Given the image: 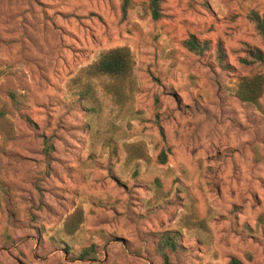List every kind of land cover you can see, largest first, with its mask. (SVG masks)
<instances>
[{
    "label": "rangeland",
    "instance_id": "1",
    "mask_svg": "<svg viewBox=\"0 0 264 264\" xmlns=\"http://www.w3.org/2000/svg\"><path fill=\"white\" fill-rule=\"evenodd\" d=\"M130 1L124 18L119 0H0V264H162L164 232L171 264H264V113L232 95L239 58L264 52L248 20L264 0H163L158 22ZM117 47L135 62L127 101L97 82L82 99L73 80Z\"/></svg>",
    "mask_w": 264,
    "mask_h": 264
},
{
    "label": "trees",
    "instance_id": "2",
    "mask_svg": "<svg viewBox=\"0 0 264 264\" xmlns=\"http://www.w3.org/2000/svg\"><path fill=\"white\" fill-rule=\"evenodd\" d=\"M119 1L122 16L125 18L131 9V1ZM162 3L163 0H147L145 3V11L153 22H158L163 18ZM248 20L252 24L256 35L264 44V17L256 11H251ZM182 46L187 52L196 56L203 55L210 49L209 43L200 41L194 35H190L185 39ZM215 53L217 61L222 64L226 55L221 41L216 43ZM244 54L243 57L239 58L238 64L248 72L245 76L239 78L232 90V95L241 103L252 106L259 112L264 113L261 102L264 95V74L260 71L264 69V52L258 48L249 47ZM134 70L135 62L130 49L117 47L102 52L95 61L80 70L73 82L81 84L83 91L79 95L84 100L94 98L93 83L97 82L103 93L108 95L115 104H124L134 87ZM52 149V144L49 143L48 139H44V154L49 155ZM136 153L138 154L133 157L135 159L142 160L147 157L144 150H137ZM158 161L160 164L166 163L167 156L164 151L160 153ZM194 222V220H187L186 225L189 228H195ZM79 223L80 217L78 213H75L67 219L66 226L73 232ZM154 249L162 264H171L172 259L181 251V245L175 234L164 232L156 237ZM89 255L90 253L86 250H82L80 253V257H88ZM229 264L242 263L232 258Z\"/></svg>",
    "mask_w": 264,
    "mask_h": 264
}]
</instances>
